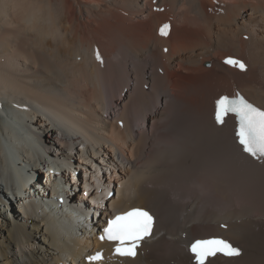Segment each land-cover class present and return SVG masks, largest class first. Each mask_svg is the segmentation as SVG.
<instances>
[{
	"label": "bare ground",
	"instance_id": "obj_1",
	"mask_svg": "<svg viewBox=\"0 0 264 264\" xmlns=\"http://www.w3.org/2000/svg\"><path fill=\"white\" fill-rule=\"evenodd\" d=\"M235 87L264 107V0H0V264H97L83 261L105 248L95 230L130 206L156 210L155 235L99 264H179L184 233L217 231L244 253L206 264H264V159L211 118ZM10 157L27 171L23 196ZM50 161L76 215L55 208ZM117 181L124 192L107 200Z\"/></svg>",
	"mask_w": 264,
	"mask_h": 264
},
{
	"label": "snow or ice",
	"instance_id": "obj_2",
	"mask_svg": "<svg viewBox=\"0 0 264 264\" xmlns=\"http://www.w3.org/2000/svg\"><path fill=\"white\" fill-rule=\"evenodd\" d=\"M170 25L163 24L159 31L161 35H168ZM97 59H101L97 52ZM225 64L245 69V64L232 57L224 60ZM235 118V138L242 150L256 159H264V109L249 102L242 94L221 95L215 101V121L223 125L226 118ZM155 224L154 215L145 208L133 207L120 212L107 221L100 239H107L115 243V253L120 256L135 257L141 243L153 234ZM197 264H206L209 257L217 254L224 256H238L240 249L234 247L227 239L211 237L197 239L189 246ZM89 261L102 259L97 252L88 257Z\"/></svg>",
	"mask_w": 264,
	"mask_h": 264
},
{
	"label": "rangeland",
	"instance_id": "obj_3",
	"mask_svg": "<svg viewBox=\"0 0 264 264\" xmlns=\"http://www.w3.org/2000/svg\"><path fill=\"white\" fill-rule=\"evenodd\" d=\"M244 37H245V35H244Z\"/></svg>",
	"mask_w": 264,
	"mask_h": 264
}]
</instances>
